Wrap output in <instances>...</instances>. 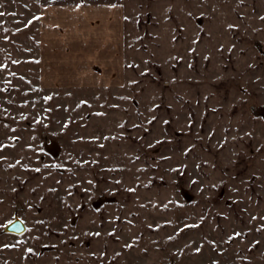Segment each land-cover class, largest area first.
<instances>
[{
  "label": "rangeland",
  "instance_id": "1",
  "mask_svg": "<svg viewBox=\"0 0 264 264\" xmlns=\"http://www.w3.org/2000/svg\"><path fill=\"white\" fill-rule=\"evenodd\" d=\"M120 10L118 69L47 84L0 0V264H264V0Z\"/></svg>",
  "mask_w": 264,
  "mask_h": 264
},
{
  "label": "crops",
  "instance_id": "2",
  "mask_svg": "<svg viewBox=\"0 0 264 264\" xmlns=\"http://www.w3.org/2000/svg\"><path fill=\"white\" fill-rule=\"evenodd\" d=\"M41 82L101 80L120 56V0H32Z\"/></svg>",
  "mask_w": 264,
  "mask_h": 264
},
{
  "label": "water",
  "instance_id": "3",
  "mask_svg": "<svg viewBox=\"0 0 264 264\" xmlns=\"http://www.w3.org/2000/svg\"><path fill=\"white\" fill-rule=\"evenodd\" d=\"M25 229V224L19 217H15L5 226V231L13 234H22Z\"/></svg>",
  "mask_w": 264,
  "mask_h": 264
}]
</instances>
